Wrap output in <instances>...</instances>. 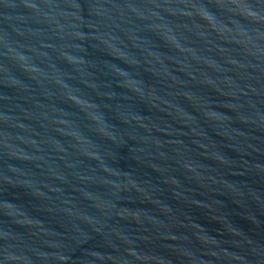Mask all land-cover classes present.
Listing matches in <instances>:
<instances>
[{
	"label": "water",
	"instance_id": "1",
	"mask_svg": "<svg viewBox=\"0 0 264 264\" xmlns=\"http://www.w3.org/2000/svg\"><path fill=\"white\" fill-rule=\"evenodd\" d=\"M0 264H264V0H0Z\"/></svg>",
	"mask_w": 264,
	"mask_h": 264
}]
</instances>
